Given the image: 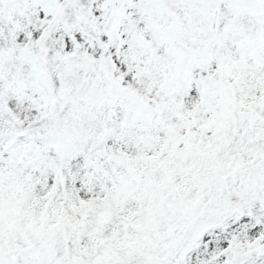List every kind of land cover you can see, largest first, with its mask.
Instances as JSON below:
<instances>
[{"label":"snow or ice","instance_id":"1","mask_svg":"<svg viewBox=\"0 0 264 264\" xmlns=\"http://www.w3.org/2000/svg\"><path fill=\"white\" fill-rule=\"evenodd\" d=\"M0 264H264V0H0Z\"/></svg>","mask_w":264,"mask_h":264}]
</instances>
